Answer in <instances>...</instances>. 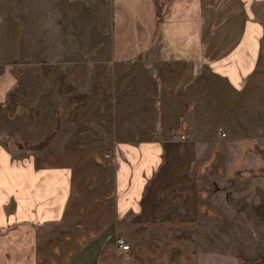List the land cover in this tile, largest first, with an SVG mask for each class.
Returning a JSON list of instances; mask_svg holds the SVG:
<instances>
[{
  "label": "crops",
  "instance_id": "obj_1",
  "mask_svg": "<svg viewBox=\"0 0 264 264\" xmlns=\"http://www.w3.org/2000/svg\"><path fill=\"white\" fill-rule=\"evenodd\" d=\"M32 1L41 61L0 0V264H242L229 197L264 181V0Z\"/></svg>",
  "mask_w": 264,
  "mask_h": 264
},
{
  "label": "rangeland",
  "instance_id": "obj_2",
  "mask_svg": "<svg viewBox=\"0 0 264 264\" xmlns=\"http://www.w3.org/2000/svg\"><path fill=\"white\" fill-rule=\"evenodd\" d=\"M9 1L8 14L17 18L19 23V58L31 57L42 60L43 53V10L42 1L5 0ZM33 4L35 7L33 9ZM263 13L258 15L264 30ZM89 9L84 11V32L91 27ZM257 17V16H256ZM28 20L31 21V36L28 35ZM84 37V45L88 43ZM264 47V35L262 37ZM30 45V49L28 48ZM34 51L35 53H32ZM264 58V55H263ZM28 76L40 74L42 71L32 69L24 71ZM232 193L229 197L230 205L234 208V218L240 222L241 229L235 233V238L240 241L238 253L243 259L242 264H264V181H237L233 183ZM261 224L260 226H255ZM256 227H259L256 229Z\"/></svg>",
  "mask_w": 264,
  "mask_h": 264
},
{
  "label": "built area",
  "instance_id": "obj_3",
  "mask_svg": "<svg viewBox=\"0 0 264 264\" xmlns=\"http://www.w3.org/2000/svg\"><path fill=\"white\" fill-rule=\"evenodd\" d=\"M220 134L222 135L223 133L220 132ZM171 135H172V136L177 135L179 138H185V137L187 136V134L184 133V132H178V133H176V132H172ZM115 244H116V246H118V247H121V248H127V244H126V243L123 241V239L120 238V237H116V239H115Z\"/></svg>",
  "mask_w": 264,
  "mask_h": 264
}]
</instances>
